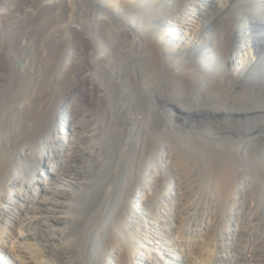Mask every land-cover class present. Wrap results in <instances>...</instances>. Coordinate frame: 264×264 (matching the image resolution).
Instances as JSON below:
<instances>
[{"label":"bare ground","instance_id":"6f19581e","mask_svg":"<svg viewBox=\"0 0 264 264\" xmlns=\"http://www.w3.org/2000/svg\"><path fill=\"white\" fill-rule=\"evenodd\" d=\"M0 264H264V0H0Z\"/></svg>","mask_w":264,"mask_h":264}]
</instances>
